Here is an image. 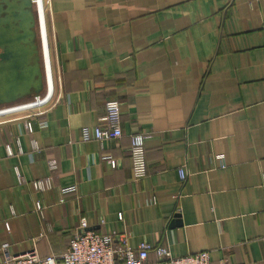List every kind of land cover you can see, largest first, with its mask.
Returning <instances> with one entry per match:
<instances>
[{"label": "crops", "instance_id": "1", "mask_svg": "<svg viewBox=\"0 0 264 264\" xmlns=\"http://www.w3.org/2000/svg\"><path fill=\"white\" fill-rule=\"evenodd\" d=\"M50 1L52 106L0 119V246L61 256L85 219L128 234L133 249L264 264V0ZM108 101L121 104L122 137L84 142ZM137 133L147 135L140 181ZM47 177L53 188L36 191Z\"/></svg>", "mask_w": 264, "mask_h": 264}, {"label": "built area", "instance_id": "2", "mask_svg": "<svg viewBox=\"0 0 264 264\" xmlns=\"http://www.w3.org/2000/svg\"><path fill=\"white\" fill-rule=\"evenodd\" d=\"M46 6V20L48 28V15H50V0H44ZM36 0L34 7L37 18L40 17L39 10L36 11ZM49 46L50 35L48 30ZM52 55V54H51ZM44 70V69H43ZM54 94V93H53ZM53 94L47 98L46 88L42 96L35 97L27 102L11 106L0 107V119L16 116L14 120H30L33 117H41L46 114L52 106ZM46 95V96H45ZM19 115V116H17ZM13 121V120H8ZM6 121V122H8ZM47 127L45 122L40 123V128ZM122 132V111L118 101H108L105 104L104 126H95L91 132H86L83 136L84 142L96 140L99 142L115 140L121 138ZM147 135L137 133L130 138V159L134 181H140L148 175V164L146 157L145 140ZM10 156L14 155L11 148H8ZM217 160L223 163L224 156H216ZM112 168H116V162L110 160ZM51 170L57 168V162H49ZM222 167H225L222 164ZM20 182L24 178L19 168L15 169ZM188 174L184 168L179 170L181 182L187 180ZM36 191L42 192L53 188L50 177L39 179L33 182ZM36 211L43 214V207L36 203ZM119 220H123V215H119ZM9 230V225H6ZM128 234H100L89 229L85 219L74 230L68 250L61 256H49L41 258L35 250L23 255L14 256L9 252V244L0 246V264H211L209 252H201L189 255L184 258H173L167 248L153 247L148 242H142L138 248L133 249L129 246ZM154 252L159 261H150V254ZM222 264H229L223 261Z\"/></svg>", "mask_w": 264, "mask_h": 264}, {"label": "water", "instance_id": "3", "mask_svg": "<svg viewBox=\"0 0 264 264\" xmlns=\"http://www.w3.org/2000/svg\"><path fill=\"white\" fill-rule=\"evenodd\" d=\"M34 0H0V107L45 93Z\"/></svg>", "mask_w": 264, "mask_h": 264}, {"label": "rangeland", "instance_id": "4", "mask_svg": "<svg viewBox=\"0 0 264 264\" xmlns=\"http://www.w3.org/2000/svg\"><path fill=\"white\" fill-rule=\"evenodd\" d=\"M36 11L39 10L40 17L38 18V40L40 43V50L42 56V63L44 69V77L46 90L49 93V88H53L54 83L56 82L55 70L53 69V54L51 55V49L49 46V38H48V28L49 27V15L48 17V28H47V20H46V6L44 0H36ZM53 81V82H52ZM30 101V99L24 100L22 102Z\"/></svg>", "mask_w": 264, "mask_h": 264}]
</instances>
